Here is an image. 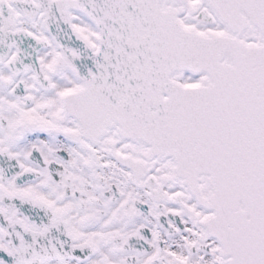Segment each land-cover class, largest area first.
Masks as SVG:
<instances>
[{
  "label": "snow or ice",
  "instance_id": "6c2138e0",
  "mask_svg": "<svg viewBox=\"0 0 264 264\" xmlns=\"http://www.w3.org/2000/svg\"><path fill=\"white\" fill-rule=\"evenodd\" d=\"M0 264H264V0H0Z\"/></svg>",
  "mask_w": 264,
  "mask_h": 264
}]
</instances>
